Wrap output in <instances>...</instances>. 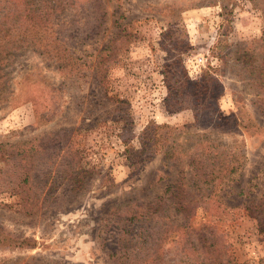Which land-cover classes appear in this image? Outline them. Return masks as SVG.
<instances>
[{
    "label": "rangeland",
    "instance_id": "rangeland-1",
    "mask_svg": "<svg viewBox=\"0 0 264 264\" xmlns=\"http://www.w3.org/2000/svg\"><path fill=\"white\" fill-rule=\"evenodd\" d=\"M201 1L91 0L85 11L68 2L58 22L63 30L71 24L73 31L79 29L68 43L77 50L75 59L62 53L55 66L42 53L41 40L40 50L29 46L18 53L10 69L15 99L0 106V146L10 143L7 148L18 153L45 143L47 150L34 160L33 179L25 184L17 161L8 163L0 154V264H118L110 251L117 248L113 222L119 212L136 201H152L188 175V169L167 162L160 137L147 148L154 126L170 132L171 145L187 155L185 160L203 155L201 164L208 169L214 155L224 164L242 163L215 197L193 200L199 209L191 222H209L205 208L220 201L237 207L228 217L234 220L218 228L228 235L240 264H264V233L244 209L245 201L256 204L264 195V91L256 81L264 69V0H207L213 5L196 7ZM38 2L30 0L41 7ZM24 3L0 0V6L20 13ZM47 27L41 22L37 38ZM168 31L180 50L166 38ZM33 40L38 39L26 44L34 45ZM104 50L102 80L96 64ZM206 72L225 87L219 101L224 119L215 123L198 118L197 107L176 94L183 75L196 82ZM242 121L246 129H233ZM71 148L89 171L87 185L69 193L70 185L59 182L47 199L52 186L42 196V171L56 178L67 168L64 159H72ZM51 153L52 163L43 162ZM164 226L167 221L155 229L166 254L160 264H175L176 250L183 247L161 236Z\"/></svg>",
    "mask_w": 264,
    "mask_h": 264
},
{
    "label": "trees",
    "instance_id": "trees-1",
    "mask_svg": "<svg viewBox=\"0 0 264 264\" xmlns=\"http://www.w3.org/2000/svg\"><path fill=\"white\" fill-rule=\"evenodd\" d=\"M90 1L41 0V2L37 3L38 5L42 4L40 7L30 3V0H25L24 9L21 13L7 6H0V106L7 105L15 99V89L10 69L15 64L14 59L20 56L18 53L25 52L29 46H34L35 50H40L38 45L42 41L44 43L41 46L42 50H44L42 53L48 59L53 60L51 62H55V66L62 60L63 57L60 58L62 53L65 54L64 58L66 60L75 59L77 50H71L68 43L77 39L79 29L73 31L74 24H71L70 26L67 25L63 30L60 25L61 22L58 21L61 20L60 14L68 7V2L71 6L85 11ZM204 3L213 5V2L203 0L196 4V7ZM70 5L69 7H71ZM119 17L120 21L122 18L121 13ZM12 21L14 23H11ZM41 22L50 27H47L45 30L46 34L41 36L42 39H39L37 36H40ZM26 25L30 27L27 29ZM171 31L166 32L165 36L172 40ZM32 37L38 40H33L34 45H27V40ZM171 42L174 44L175 49H181L178 41L172 40ZM65 45L66 47H64ZM105 52L106 50L100 53V56L97 57L98 64H96V72L98 75H102V80L104 69L101 59ZM261 61H264V57L261 58ZM89 64H93V61ZM91 66L93 67V65ZM165 67L169 69V65ZM58 68L61 69L63 67ZM165 73L166 76H169L167 70ZM183 76V87L176 85L178 86L176 90L179 92V94L177 92L176 94L191 102L192 108L197 107L194 110L196 116L198 118L203 117L206 121L214 123L224 119L219 109V101L225 87L220 79L209 72L204 73L202 79L196 82H191L185 75ZM256 81L259 83V89L264 91V69L256 76ZM166 127L168 128V126ZM162 128L161 126L150 128L149 135L146 136L150 142L147 148H154L159 142L156 139L160 137L163 140L162 142H164L160 148L167 162L170 160L173 166L179 165L182 172L188 169V175L177 181L181 184L169 185L163 195L155 197L152 201H136L125 211L119 212L118 219L113 222V224L117 225L114 228L118 232V240L115 242L117 248L115 251H110V256L116 258L118 264H160V262L164 261L166 254L163 253L160 246L158 247V235L155 229L156 225L167 221L168 227H163L165 231L161 236H165L167 240L170 238V244L183 247L176 250L179 261L176 260L175 264H240L232 251V244L228 241V235L218 228V223L234 220V217L230 219L228 217L230 216V211L237 209V207L224 205L220 201L216 206L212 205L213 208H205L211 220L203 225L192 223L191 217L194 216L193 211H196L197 214L199 209V207L196 208L194 206L193 200H197L199 197L211 200L215 197L218 187L223 185L224 181L234 172L240 170L242 163H234L233 161V165L224 164L222 159L220 161L217 160L220 157L219 155H214L215 161L210 164L211 167L208 169L209 167L201 164L203 155L196 158L188 157V160H185L187 155L183 151L175 150L174 146L171 145L169 141L170 132H158ZM241 128H247L245 121L237 122L235 127H233L235 130ZM8 146L13 147L10 143H3L0 146V154H4L7 157L8 163H11L10 161H14V159L17 161L18 167L16 165V168H19L22 184H25L30 179H33L32 174L35 173L34 167L36 166L34 160L39 158L40 152L43 155L45 150H47L46 145L45 143H37L36 147L25 148L23 152L19 151L18 153L11 152ZM146 146L147 143L144 144V148ZM56 149L57 145L52 144L51 150L55 151ZM29 154H31L30 157ZM138 155L136 154L135 157ZM71 156L72 159H64L65 167L67 168L58 174L56 178L52 177L53 174L48 172L44 174L42 171V178L46 179L42 186V196L46 193V187L50 185L52 187H50V191L45 197L47 199L54 197V189H58L57 187L59 186L57 184L59 182H61L60 185H70L67 188L69 193L78 191L87 185L85 179L89 171L83 169L80 161H77L78 157H76L73 148H71L70 155L67 154L68 158ZM53 158L54 155L51 153V158L47 160L42 158V161L52 163ZM218 167L220 168L218 169ZM218 172L220 176L214 177ZM210 174H212L213 178L208 179ZM186 179L188 181L183 183L182 181ZM225 193L227 194V192ZM60 197H65V194L63 193ZM58 199L60 198L58 197ZM244 206L246 214L258 220L260 229L264 233V195L256 204L252 201H245ZM213 210L216 211L213 212ZM215 212L218 213L217 217H214ZM138 225L142 227L136 228Z\"/></svg>",
    "mask_w": 264,
    "mask_h": 264
}]
</instances>
